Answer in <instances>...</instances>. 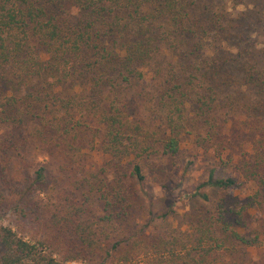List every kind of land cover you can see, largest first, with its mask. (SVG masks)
Masks as SVG:
<instances>
[{
  "label": "trees",
  "instance_id": "16d2710c",
  "mask_svg": "<svg viewBox=\"0 0 264 264\" xmlns=\"http://www.w3.org/2000/svg\"><path fill=\"white\" fill-rule=\"evenodd\" d=\"M251 15L231 16L213 0H0V155L32 147L70 164L94 149L101 161L77 180L76 199L42 165L1 177L0 264H221L259 247L264 60L248 44ZM244 92L254 99L244 103ZM238 98L249 142L234 177L222 130ZM183 134L215 158L185 194L211 210L184 230L132 237L136 210L153 217L138 187L155 159L179 155ZM237 187L249 192L228 193Z\"/></svg>",
  "mask_w": 264,
  "mask_h": 264
},
{
  "label": "rangeland",
  "instance_id": "374dc122",
  "mask_svg": "<svg viewBox=\"0 0 264 264\" xmlns=\"http://www.w3.org/2000/svg\"><path fill=\"white\" fill-rule=\"evenodd\" d=\"M214 4L222 5L225 13L230 15H240L242 12H250L252 19L256 21L247 26L249 36L248 44H252L256 54V60H264V0H213ZM245 20V19H244ZM246 22V21H245ZM246 25V24H245ZM242 41V40H240ZM239 41V43H241ZM261 53V54H260ZM229 92V91H227ZM240 97H244L243 102L251 101L253 96L251 93L244 92ZM238 100V101H237ZM232 101V105L237 108L236 111L230 110L227 118L226 129L222 130V137L226 144L223 158L228 159L229 174L236 177V171L231 167L232 163L248 148L249 137L241 131L239 124L242 102L238 98ZM227 105L222 100L217 107L222 113ZM1 127V126H0ZM1 130V129H0ZM66 159V158H65ZM67 160V159H66ZM215 158L209 150L204 151L197 147L193 142L191 134H183L180 143V152L176 158L155 159L151 164L152 174L145 179L143 184L138 187V193L143 198L145 205H149L153 212V217L143 213L141 209L136 210L134 217L130 220V234L135 236L140 232L146 235L162 233V230L180 229L184 230L190 226L191 221L197 217L208 215L211 210V202L202 203L199 199H191L185 194L191 193L194 186L203 179L206 169L214 164ZM100 159L94 149H87L84 155L76 161H71L70 164L64 160V155L54 151L53 153H44L37 151L32 147H24L19 149L18 155L10 153L0 155V188L2 179H11L14 175L20 176L21 170L31 171L38 166H44L45 172L54 180L56 190L77 198L79 190L77 180L84 173L91 171L95 172L100 167ZM3 167L1 168V166ZM185 169H181L185 167ZM160 184H165L171 190L172 199L165 195L159 187ZM243 191V193L241 192ZM228 192V191H227ZM249 192V189L237 187L232 189L231 194H244ZM221 193L217 191L210 192V197L216 198ZM150 201V203L148 202ZM172 202L169 206L168 203ZM136 204V203H135ZM167 205L169 208H167ZM166 216L163 217L162 214ZM156 215V217H155ZM3 223L9 224L13 229L18 231V234L28 235V231L15 226L17 221L2 218ZM177 229V230H178ZM109 235L110 227L107 229ZM125 230L118 235L117 238L127 237ZM107 246H110V242ZM88 262V263H86ZM97 259L93 261H67L65 264H96ZM264 264V241L257 248L241 249L233 252L221 264Z\"/></svg>",
  "mask_w": 264,
  "mask_h": 264
}]
</instances>
